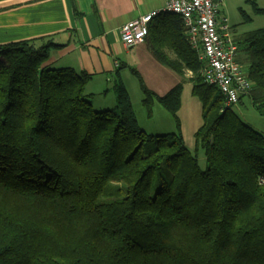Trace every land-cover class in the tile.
<instances>
[{"label": "trees", "instance_id": "1", "mask_svg": "<svg viewBox=\"0 0 264 264\" xmlns=\"http://www.w3.org/2000/svg\"><path fill=\"white\" fill-rule=\"evenodd\" d=\"M171 15L176 57L155 53L182 82L160 95L139 76L148 111L158 101L175 119L166 134L140 126L125 64L114 105L99 110L93 74L51 61L62 44H0V264H264V134L205 81ZM235 41L244 96L264 115V27ZM186 81L202 103L194 150L178 115Z\"/></svg>", "mask_w": 264, "mask_h": 264}, {"label": "crops", "instance_id": "2", "mask_svg": "<svg viewBox=\"0 0 264 264\" xmlns=\"http://www.w3.org/2000/svg\"><path fill=\"white\" fill-rule=\"evenodd\" d=\"M232 1H229V7ZM242 1L247 0L238 2ZM167 2L168 0H0V44L42 37L52 39L63 46L52 50L51 61L61 64L58 65L61 67L69 66L93 74L87 91L107 97L108 85L116 69L120 64L127 65L123 60H127L132 48L137 52L152 47L154 52L158 50L164 54L169 51L172 56L165 53L169 58L176 57L172 45L177 37L174 22L177 17L170 12H162L156 16L151 22L147 38L135 46L128 47L120 37L123 24L151 10H163ZM219 10L220 16L228 18L231 15L227 0L221 2ZM231 31L234 37L240 34L232 25ZM157 59L159 60L158 57ZM189 84L192 94V83L184 82L178 111L183 134L186 127L194 130L195 134L203 123L202 106L198 104L197 97L192 94L189 98L185 94V85ZM168 86L170 84L166 88ZM96 87L99 88L98 91ZM170 89H165L161 95ZM244 97L237 105L243 103ZM112 100L114 96H110L109 101Z\"/></svg>", "mask_w": 264, "mask_h": 264}, {"label": "rangeland", "instance_id": "3", "mask_svg": "<svg viewBox=\"0 0 264 264\" xmlns=\"http://www.w3.org/2000/svg\"><path fill=\"white\" fill-rule=\"evenodd\" d=\"M227 0L228 8L231 9V15L228 16L230 24L235 28L237 33H245L253 31L255 29L264 27V12L257 10L260 8L264 10V0H247L238 2L239 0H233L230 3ZM223 17V16H222ZM151 47V46H150ZM127 60H123L127 65L121 69V78L126 85L129 94L132 99L133 106L137 113L139 124L147 133L151 135L166 134L169 132L176 131V122L173 115L158 101H155L152 105L151 113L143 103L144 92L141 88L139 76L142 78L147 88L156 92L157 94L164 93L165 89L174 87L180 81L182 77L170 66L162 65L160 59H157L156 53L153 48H144L142 51H135V48L131 49ZM169 57L172 53L169 51L165 52ZM61 65V64H56ZM137 72V73H135ZM190 76L187 71L186 76ZM116 81L114 80L109 83V95L98 94L94 102L95 109H108L114 105V101H109L110 96H115L112 86ZM168 88L167 85H169ZM99 89L96 87V90ZM98 91V90H97ZM167 93V92H166ZM185 94L191 98V85H185ZM163 95V94H162ZM198 104L202 103L196 98ZM232 110L240 116L245 122L250 124L256 130L264 134V115H261L259 111L253 107L247 97L240 105H233ZM185 141L187 146L194 150L195 147V136L194 130L186 127L184 130ZM199 163L202 168H206V160L202 151L198 152Z\"/></svg>", "mask_w": 264, "mask_h": 264}, {"label": "built area", "instance_id": "4", "mask_svg": "<svg viewBox=\"0 0 264 264\" xmlns=\"http://www.w3.org/2000/svg\"><path fill=\"white\" fill-rule=\"evenodd\" d=\"M223 0H168L163 10L154 9L132 19L120 28V37L132 47L150 33L151 22L162 12L181 16L190 43L204 63L205 81L222 92L226 106L237 105L248 94L252 82L238 61L239 46L227 17L220 16ZM118 64V63H117Z\"/></svg>", "mask_w": 264, "mask_h": 264}]
</instances>
